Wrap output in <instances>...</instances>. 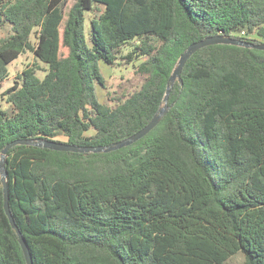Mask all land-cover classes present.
<instances>
[{
  "label": "trees",
  "instance_id": "1",
  "mask_svg": "<svg viewBox=\"0 0 264 264\" xmlns=\"http://www.w3.org/2000/svg\"><path fill=\"white\" fill-rule=\"evenodd\" d=\"M67 1L0 0V27L11 30L0 40V88L26 52L47 67L42 78L24 69L0 92V154L17 140L108 146L167 111L107 153L7 151L9 209L33 264H224L237 254L264 264V51L199 49L164 102L191 44L264 43V0ZM133 42L124 58L142 59L144 82L113 106L99 102L98 62L114 65ZM3 200L0 174V264H26Z\"/></svg>",
  "mask_w": 264,
  "mask_h": 264
},
{
  "label": "rangeland",
  "instance_id": "2",
  "mask_svg": "<svg viewBox=\"0 0 264 264\" xmlns=\"http://www.w3.org/2000/svg\"><path fill=\"white\" fill-rule=\"evenodd\" d=\"M73 3V0H68L66 2V8ZM93 16V13L85 12V27L84 34L86 37V42L88 43V32H89V23L88 20ZM11 33L10 26L5 24L0 27V40L5 38ZM30 41L32 44L36 43V38L34 34L31 35ZM151 42H155L151 40ZM135 42L130 43L129 45H124L119 50L117 55V61L114 65H107L102 61L98 62V67L100 74L104 80V86L95 85V95L99 102L113 106L116 101L123 100L133 92L137 91L142 83L144 82L145 77L141 74L136 73L135 66L142 60L134 61L129 63L124 56L132 50L135 46ZM61 54L65 55L66 51L61 48ZM33 68L35 69L36 75L40 78L43 77L47 67L39 62L31 52H26L25 54L20 55L16 60L11 62L7 66L8 76L3 81L0 88V92L10 87L15 79L16 75H19L24 69ZM3 108H6L4 102L1 103ZM88 132L87 134H91ZM57 141H65V137L58 136L56 137ZM224 264H243V257L240 254L232 256Z\"/></svg>",
  "mask_w": 264,
  "mask_h": 264
},
{
  "label": "water",
  "instance_id": "3",
  "mask_svg": "<svg viewBox=\"0 0 264 264\" xmlns=\"http://www.w3.org/2000/svg\"><path fill=\"white\" fill-rule=\"evenodd\" d=\"M212 45H233V46H240V47H245V48H249V49H255V50H260V51H264V43L261 44H249V43H243L231 38H222V37H208L205 38L204 40L195 42L193 44H191L187 50L180 56L179 60L177 61V65L174 68L171 76H170V83L167 85V90H166V94L164 96V102H166L167 100V96L170 92V86L172 85V83L174 82V80L176 78L180 77V73L181 70L185 64V62L188 60V58L195 53L196 51H198L201 48H204L206 46H212ZM167 109H166V105H164V107L162 109H160V111L158 112V114L156 116H154L149 123L142 128L140 131H138L137 133L133 134L132 136L108 145V146H100V147H76L73 145H69V144H64V143H59V142H50V141H38V142H32L30 140H17L14 142H11L9 144H7L5 146V148L1 151L0 154V174H1V184H2V190H3V208L5 211V214L9 220L10 225L12 226V228L15 230L17 236H18V242L19 245L21 247L23 256H24V260L26 264H33L32 262V258L29 252V249L19 231V229L17 228L16 224L14 223L13 217L10 213V209H9V204H8V190H7V184H6V179H5V172L3 171L4 169V160L6 158V154L7 151L14 145L17 144H26V145H35L38 146L40 148H45V149H50V150H54V151H62V152H74V153H107V152H111V151H115L118 150L120 148L129 146L133 143H135L136 141L140 140L142 137H144L145 135H147L164 117L165 113H166Z\"/></svg>",
  "mask_w": 264,
  "mask_h": 264
},
{
  "label": "built area",
  "instance_id": "4",
  "mask_svg": "<svg viewBox=\"0 0 264 264\" xmlns=\"http://www.w3.org/2000/svg\"><path fill=\"white\" fill-rule=\"evenodd\" d=\"M241 34H243V32Z\"/></svg>",
  "mask_w": 264,
  "mask_h": 264
}]
</instances>
